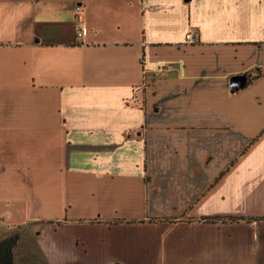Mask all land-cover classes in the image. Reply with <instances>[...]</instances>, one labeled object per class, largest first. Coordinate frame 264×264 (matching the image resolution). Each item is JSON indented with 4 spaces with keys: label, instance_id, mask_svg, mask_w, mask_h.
<instances>
[{
    "label": "crops",
    "instance_id": "1",
    "mask_svg": "<svg viewBox=\"0 0 264 264\" xmlns=\"http://www.w3.org/2000/svg\"><path fill=\"white\" fill-rule=\"evenodd\" d=\"M230 5L0 0V218L44 236L47 264H129L109 252L114 235L150 251L180 230L173 262L193 264L196 219L253 217L221 210L264 170V62H245L264 38L224 33Z\"/></svg>",
    "mask_w": 264,
    "mask_h": 264
},
{
    "label": "rangeland",
    "instance_id": "2",
    "mask_svg": "<svg viewBox=\"0 0 264 264\" xmlns=\"http://www.w3.org/2000/svg\"><path fill=\"white\" fill-rule=\"evenodd\" d=\"M229 4L231 5L227 17L229 19L228 22L232 23V26L224 28V33H229L230 36L236 34L243 37L255 34L264 38V0H229ZM230 58L233 60L232 57ZM260 59H263L264 62V57L257 56L247 57L245 62L247 65H258L257 62ZM237 63L241 67L240 65L243 62L239 64L237 61ZM261 74V70L255 69L251 74H246L243 78L240 77L241 83L238 85L236 83V91L244 90L251 78L253 80ZM232 92L234 91L232 90ZM256 124L258 125L259 123ZM217 170L218 167L215 165L214 172ZM253 172V175L246 174L243 184L230 187L232 197H230L227 207L226 204H221V207H226L221 209L222 211L240 213L246 216L264 217V170L260 173ZM225 191V188H219L220 194H224ZM192 220L194 219L189 218L187 222L190 223ZM200 221L201 219H196L195 222L207 225V230L203 231L202 234L206 235L202 236V238L197 237L195 250L192 255V258H195L193 264H264V221L218 224H205ZM169 222L172 226L176 224L175 220ZM24 230L22 227L19 229L9 228L4 223V220L0 218V243L11 239L17 241L15 264H47L35 246L39 241L45 243V237L43 236L42 240H39L30 231L25 234V237H22ZM92 237L97 241L95 236ZM92 237L89 236V238ZM183 237L184 233L180 230V232L171 235L169 246L167 245L168 238H166L167 244L159 241L160 243H155L150 251L142 248L143 250H131V252L129 249L122 247L124 243L123 237L117 234L111 238L108 247L112 255L121 256L125 263L174 264L170 244L182 240ZM126 238L125 244L129 245V236ZM185 241H190L193 247L192 239H186ZM124 255L126 257H122ZM74 261L73 264H103L102 258L97 253H93L91 258L77 255ZM114 264L122 263L117 262Z\"/></svg>",
    "mask_w": 264,
    "mask_h": 264
},
{
    "label": "trees",
    "instance_id": "3",
    "mask_svg": "<svg viewBox=\"0 0 264 264\" xmlns=\"http://www.w3.org/2000/svg\"><path fill=\"white\" fill-rule=\"evenodd\" d=\"M256 221H264V217H213L202 218L200 222L205 224H218V223H253ZM16 240L3 241L0 243V264H15V248H17Z\"/></svg>",
    "mask_w": 264,
    "mask_h": 264
},
{
    "label": "built area",
    "instance_id": "4",
    "mask_svg": "<svg viewBox=\"0 0 264 264\" xmlns=\"http://www.w3.org/2000/svg\"><path fill=\"white\" fill-rule=\"evenodd\" d=\"M76 11H77V20H76L75 32H76V35H77L78 38H82V37H84V35H85L86 31H87V25H86L85 21L82 18V13H83L82 7L81 6H77ZM186 42L187 43H193L194 42L192 33H189L187 35ZM162 71H163V68L159 69L158 72H162Z\"/></svg>",
    "mask_w": 264,
    "mask_h": 264
},
{
    "label": "water",
    "instance_id": "5",
    "mask_svg": "<svg viewBox=\"0 0 264 264\" xmlns=\"http://www.w3.org/2000/svg\"><path fill=\"white\" fill-rule=\"evenodd\" d=\"M235 86H236V81H235V80H233V81H232V87L234 88V91H236V90H237Z\"/></svg>",
    "mask_w": 264,
    "mask_h": 264
}]
</instances>
